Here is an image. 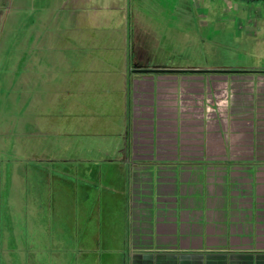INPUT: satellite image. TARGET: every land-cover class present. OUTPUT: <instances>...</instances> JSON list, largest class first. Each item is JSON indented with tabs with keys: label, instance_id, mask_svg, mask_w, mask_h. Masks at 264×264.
Instances as JSON below:
<instances>
[{
	"label": "crops",
	"instance_id": "obj_1",
	"mask_svg": "<svg viewBox=\"0 0 264 264\" xmlns=\"http://www.w3.org/2000/svg\"><path fill=\"white\" fill-rule=\"evenodd\" d=\"M127 1L0 0V65L4 33H15L16 20L28 27L26 45L8 47L28 53L20 71L26 78L10 69L5 88L0 68V116L8 112L9 86L25 87L27 79L34 102L28 133L95 142L70 156L61 149L75 163L54 172L69 182L76 204L69 220L61 216L60 233L48 230L42 212L49 168L41 164L36 172L40 197L23 188L30 224L46 231L45 239L28 233L27 264H264V77L205 86L187 79L193 88L201 84L189 97L172 74L185 70L142 77L133 66ZM34 181L33 169L25 184ZM110 201L117 210L102 209ZM39 240L48 244L45 252ZM22 242L13 239L8 248Z\"/></svg>",
	"mask_w": 264,
	"mask_h": 264
},
{
	"label": "rangeland",
	"instance_id": "obj_2",
	"mask_svg": "<svg viewBox=\"0 0 264 264\" xmlns=\"http://www.w3.org/2000/svg\"><path fill=\"white\" fill-rule=\"evenodd\" d=\"M127 3L132 48L135 51L138 50L141 46L137 38L142 39L141 42H144L145 50L149 54L143 63L146 67H152L156 62L174 63L185 69L192 66L207 69L264 66V10H260L259 13L245 12L239 4L229 0H128ZM8 24H11L9 20ZM15 25H17L15 33H4L6 42L3 64L0 65V68L4 70L5 88L8 84V70L12 69L13 77L17 79L27 76L20 74V71H26L24 67L27 66L28 53H21L17 49L14 51L12 48L8 49L14 41L26 45L25 40L28 34L26 21H20L17 24L16 20ZM8 26L11 27V25ZM19 53L26 55L27 58L25 56L19 59ZM5 54L9 56L5 57ZM12 63L14 65H11ZM15 69H18V74L14 73ZM187 71L172 73L174 76L180 77L175 82L180 85V94L185 97H189L195 90L197 93L201 89V84L196 88L189 86L188 82L191 81L202 82V85L205 86L213 79H223L224 77L240 79L244 82H255L256 77H264V72ZM157 73L159 72L142 73V77L159 75ZM13 84L14 87L9 86L7 91L10 94L9 97L4 98L5 101H3L4 110L7 108L8 112L0 116V178L6 177V183L3 184L1 181L0 184V192L3 190L1 193L3 200L0 198V264H27L29 248H31L27 245L28 233L29 236L32 233H37L39 238L45 239L43 234L46 231L45 229L41 231L38 227L30 224L29 211L20 204L25 194L23 188L24 190L27 188V192L28 190L35 191L40 197L39 176L36 172L39 171L37 169L41 164L49 168L50 176L46 179L48 192L42 193L46 210L42 209V212L48 220V230L60 233L61 230H64L62 229L64 226L61 225L63 224L61 216L64 215L69 220L70 213L67 211L74 210L76 204L72 194L67 192L71 188L69 182L66 184L64 176L54 172V168L75 163V161L64 160L65 157L62 154L66 156L67 153L61 154V149L63 147V152L69 151L68 156H70V151L75 150L77 146L84 148L94 145L95 142L87 137L76 144L77 141L74 142L71 138H74L73 135L51 134L50 138L43 139L39 135L35 137L32 133H28L33 128L30 118L33 115L29 113L32 112L34 103L33 100L29 101L30 96L28 98L29 85L27 79L26 85L21 84L25 87L20 88L15 82ZM85 133L86 136L91 134L89 131H85ZM29 141L34 143V158L27 153ZM25 155L30 158L25 159ZM48 159L52 160L47 161ZM33 169L35 181L30 182L32 185L28 187L25 180ZM9 172L12 175L11 179L8 178ZM8 187L9 194L7 192V195L8 198H11V202L7 206L5 197ZM28 200L31 199L28 197ZM108 203L102 209L113 211L118 209L117 201ZM42 232L43 234H41ZM13 239L18 242L23 241L24 243L21 244L23 248L21 246L14 251L9 249L8 247L13 246ZM38 245L41 247L38 249H43L44 252L46 249L44 247H48V244L41 240ZM65 245L59 241L60 256L65 254L63 249ZM47 252L50 253V249ZM63 263L64 259L59 260V264ZM52 264L57 263L52 261Z\"/></svg>",
	"mask_w": 264,
	"mask_h": 264
},
{
	"label": "flooded vegetation",
	"instance_id": "obj_3",
	"mask_svg": "<svg viewBox=\"0 0 264 264\" xmlns=\"http://www.w3.org/2000/svg\"><path fill=\"white\" fill-rule=\"evenodd\" d=\"M231 2H234L235 4H239L241 9H244L245 12L252 11L253 13H259L260 10H264V0H229ZM133 66L134 67H143L144 60L148 58L149 54L146 52L145 48H139L138 50H133ZM207 72H214L210 71L211 69L215 68H203ZM223 70L226 71H241V72H248V71H255V72H264V66L260 67H223ZM220 72V71H219Z\"/></svg>",
	"mask_w": 264,
	"mask_h": 264
},
{
	"label": "water",
	"instance_id": "obj_4",
	"mask_svg": "<svg viewBox=\"0 0 264 264\" xmlns=\"http://www.w3.org/2000/svg\"><path fill=\"white\" fill-rule=\"evenodd\" d=\"M137 72L143 73V72H166V71H206L203 68H199V67H193V68H188V69H176V68H166V67H135L134 69ZM208 71V70H207ZM210 71H215V72H227L226 70H223V68H215V69H211ZM231 71H235V70H231Z\"/></svg>",
	"mask_w": 264,
	"mask_h": 264
}]
</instances>
